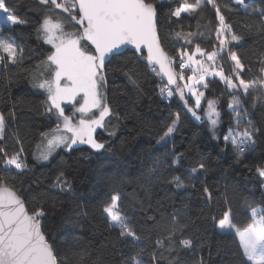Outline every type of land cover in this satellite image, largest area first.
I'll return each instance as SVG.
<instances>
[{
	"label": "trees",
	"instance_id": "obj_1",
	"mask_svg": "<svg viewBox=\"0 0 264 264\" xmlns=\"http://www.w3.org/2000/svg\"><path fill=\"white\" fill-rule=\"evenodd\" d=\"M154 2L162 45L177 64L178 54L184 50L191 54L197 44H208L218 52L219 21L215 7L207 0H201L196 12L182 13L179 18L171 12L183 0ZM5 4L12 15L26 23L2 24V32L13 36L23 56L12 63L0 52L5 56L0 61V114L6 121L0 147L9 156L23 148L21 157L27 167L23 171L5 170L0 158V179L17 191L30 213L43 211V231L60 264H240L245 258L238 237L222 234L218 224L231 210L233 223L246 227L253 219L250 209L264 208V178L258 174V169L264 168V102H254L256 96L264 97V92L245 96L240 89H229L220 78L207 77L205 102L198 112L202 119L197 121L188 111L195 108V101L187 89V105L175 91L171 97L161 94L167 82L158 69L146 62L145 55L142 58L127 50L113 57L104 70V95L113 112L97 134L105 147L97 151L87 146L70 150L62 146L49 160L41 161L35 155L36 148L44 134L56 128L58 119L46 112V92L34 86L37 65L53 50L38 32L39 25L45 16H52L64 23L67 32L78 26L74 27L66 13L41 5L39 0H5ZM215 4L231 26V31L219 38L227 41L233 33L241 38L231 42L229 54L219 55L218 66L232 76L230 54L236 53L244 66L239 78L246 82L256 79L264 67V0H243L241 5L235 0H215ZM178 32L181 37L176 36ZM185 36L192 43H187ZM130 70L131 79L126 75ZM237 94L241 109L248 112L239 128L243 130L251 119L258 129L254 143L246 145L243 154L223 139L229 127H236L228 102ZM209 99L217 102L221 114L215 130L205 115ZM176 114L180 116L176 130L166 145L158 144ZM201 163L204 169H199ZM193 168L199 170L192 173ZM61 172L71 191L53 188ZM176 176L184 187L169 182ZM200 180L211 199L206 194L201 208L193 214L191 202L185 203L183 197L194 196ZM117 194L139 240L121 237L109 224L103 209ZM173 214L181 224L192 223L181 230L173 223ZM171 230H175L174 243L169 246L165 240V247L159 248L156 241ZM184 238L193 240L192 248L180 245Z\"/></svg>",
	"mask_w": 264,
	"mask_h": 264
},
{
	"label": "snow or ice",
	"instance_id": "obj_2",
	"mask_svg": "<svg viewBox=\"0 0 264 264\" xmlns=\"http://www.w3.org/2000/svg\"><path fill=\"white\" fill-rule=\"evenodd\" d=\"M237 5H241L243 0H235ZM41 5H52L54 9H59L67 14V18L74 22L75 31H65L64 23L52 16H45L39 25L38 32L42 35L44 42L52 46L51 53L40 65L34 74L36 88L44 90L47 94L44 105L46 112L55 114L62 124L58 123L55 129L51 130V136L45 133L47 138L46 151L41 153V158L48 159L51 152L63 145L71 149L76 144H87L97 151L103 149L105 145L94 137L97 128L106 127V118L112 116V108L106 101L102 91L107 85L104 72L105 64L111 62L110 57L120 54V49L126 45L134 46L137 52L147 49V60L158 66V74L167 77V85L161 88V94L165 92L169 97L174 93L179 94L180 99L187 105L184 98V90L187 89L195 97V108H188V111L196 120L202 119L197 114L196 109L201 107V101L205 98V93L199 91L197 85L208 88L206 77L212 75L219 77L229 89H242L245 96L253 91L264 92V67H261V75L256 79L246 82L240 79V73L244 71V66L236 53H231L230 58L234 61L233 75H225L223 69L216 70L215 61L219 55L217 51L205 52L198 44L191 54L181 51L179 55L180 69L177 72L173 68L174 59L170 57L161 46L157 30V6L154 0H39ZM201 0L189 3L183 0L174 11L173 17H181L182 13H194L200 6ZM216 9V17L219 21L217 37L221 49L226 46V40L219 37L231 31V26L226 23L224 15L221 14L219 6L215 0H207ZM0 21L6 25H19L26 21L17 18L9 13L5 0H0ZM2 35V33H0ZM181 33H176L181 37ZM194 35L188 33V36ZM187 43H192L187 36L184 37ZM241 38L236 34L231 35L232 41H239ZM0 52L7 54V59L12 63H17L23 56V49H18L14 43L8 39H0ZM197 55L206 58L211 62L208 66L196 59ZM5 60L4 55H0V61ZM195 65L196 67H192ZM190 69L192 74L185 77L184 70ZM211 69V71H210ZM156 69L154 68V71ZM132 70L126 75L131 76ZM238 79V83H234ZM184 81L183 86L179 83ZM175 85V89L171 86ZM79 98V100L77 99ZM255 101L264 102V97L256 96ZM63 103L77 104L75 113L80 114L78 122L73 123V117L65 115ZM241 99L233 95L228 102V108L235 113L236 127H229L227 134L223 137L225 142H231L238 150V154H243L248 144L254 143V135L258 129L255 128L251 119L247 120V127L243 130L239 125L244 117L248 116L247 110L241 109ZM205 115L211 123L213 130L219 124L220 112L217 110V102L209 99L207 101V111ZM180 122L179 114L167 127L163 136L157 141L158 144H167V138L176 130ZM6 121L3 114H0V140L4 139ZM70 134V135H68ZM20 152L8 155L6 150L0 147L2 162L5 170L14 167L16 170L26 169L24 160L21 159ZM178 163V161L174 162ZM201 163L199 169H204ZM199 169L193 168L192 173ZM151 171H155L152 169ZM258 174L264 178V168L258 169ZM170 183L184 187V182L179 176L173 177ZM53 188L61 191H71V184L64 178L61 172L53 184ZM207 197L211 199V193L207 187L204 188ZM120 196L112 195L111 202L104 207L109 224L119 229L121 237H131L139 240L140 237L131 226L130 218L125 214L120 206ZM252 222L246 227H237L233 223L231 210L223 214L219 220V228L222 234L234 233L239 239V248L242 249V259L240 264H264V209L252 207L250 209ZM44 215L42 210L29 213L25 207V201L18 195L17 191L0 179V264H60L56 254L48 243L45 234L41 230L40 217ZM258 217V218H257ZM172 221L181 230L187 228L192 221L181 224L176 214L172 215ZM175 230L168 232L164 239H158L156 245L159 248L165 247V240L168 245L174 243ZM184 248H192L193 240L184 238L179 241ZM153 261L157 259L153 254ZM203 264V261H201Z\"/></svg>",
	"mask_w": 264,
	"mask_h": 264
},
{
	"label": "rangeland",
	"instance_id": "obj_3",
	"mask_svg": "<svg viewBox=\"0 0 264 264\" xmlns=\"http://www.w3.org/2000/svg\"><path fill=\"white\" fill-rule=\"evenodd\" d=\"M10 13V12H9ZM2 24H3V22L2 21H0V33H2V35H0V39H8L10 42H12V43H14L16 46H18V44L16 43V41H15V39L13 38V36L11 35V34H4L3 32H2ZM231 42H232V40H231V38L228 36L227 37V41H226V46L225 47H223V49H221V46H220V44L218 43V46H219V49H218V53H219V55L221 54V55H223L224 54V56H226L227 54H229L230 53V48H231ZM200 47L202 48V49H204L205 50V52H210V51H213V48L210 46V45H208V44H200ZM18 49H19V46H18ZM7 55V54H6ZM219 55H218V57H217V59H216V61H215V66H216V70H220L221 68L218 66V63H219ZM196 59H200V60H202L204 63H205V65L206 66H208V64H210L211 62H207L206 61V58H204V57H200L199 55H197V57H196ZM179 64V63H178ZM178 64H177V62H175V60H174V68L176 69V67L178 68V71L177 72H179L180 71V69H179V67H178ZM235 66V65H234ZM192 67H196L195 65H193ZM210 71H211V69H210ZM224 71V70H223ZM224 73H225V71H224ZM192 74V72H191V70L190 69H185L184 70V75H185V77H187V76H189V75H191ZM226 75V74H225ZM212 75H209V76H207V77H211ZM207 77H206V79H207ZM219 78V77H218ZM234 81H235V83H238V79H234ZM184 82V81H183ZM181 86H183V85H181ZM197 88H198V90L199 91H203L204 92V88L202 87V86H200V85H197ZM241 91H242V89H240ZM103 92H104V89L102 90ZM205 93V92H204ZM190 94V93H189ZM190 96L194 99V101H195V97H193L191 94H190ZM237 96H239V94H237ZM78 100H79V98H77ZM205 99V98H204ZM204 99H202V101H201V107L199 108V109H196V111H197V114L199 115V110L203 107V104H204ZM79 105H78V103L77 104H72V103H63L62 104V107H64V109H65V115H67V116H70V117H73V123H76V122H78V120L80 119V114L79 113H75V108L76 107H78ZM53 113H54V115H55V117L57 118V116H56V114H55V111H53ZM58 119V118H57ZM198 121V120H197ZM58 123H61L62 124V120H59L58 119ZM196 127V124H192V128H195ZM101 129H103V128H97L96 129V132L94 133V137L96 138V140L99 142V140H98V136H97V134H98V132H99V130H101ZM51 134L52 133H50L49 134V137L51 136ZM68 135H70V134H68ZM49 137H45L39 144H38V146H37V148H36V151H35V155H36V157L39 159V160H41V161H47V160H49L50 158H51V156L60 148V147H62L63 145H61L60 147H57V148H55L52 152H51V154L48 156V159L47 160H44V159H42L41 158V153L42 152H44V151H46V145H47V138H49ZM76 146H87V147H89V148H91L89 145H87V144H76V145H73L72 147H76ZM21 159L22 160H24L22 157H21ZM24 162H25V160H24ZM10 168H14V167H10ZM206 187V185L204 184V181H202V180H200L198 183H197V190H196V194L194 195V196H188V195H185L184 197H183V201L185 202V203H188V202H191V204H192V212H193V214H197V210L198 209H200V207L202 206V204H203V199H204V196L206 195V193L204 192V188ZM257 208H260V209H264L263 207H261V206H259V207H257ZM262 214H264V213H262ZM258 218V217H257ZM218 228H219V224H218ZM117 230H118V232H119V229L118 228H116ZM219 230L221 231V229L219 228Z\"/></svg>",
	"mask_w": 264,
	"mask_h": 264
},
{
	"label": "water",
	"instance_id": "obj_4",
	"mask_svg": "<svg viewBox=\"0 0 264 264\" xmlns=\"http://www.w3.org/2000/svg\"><path fill=\"white\" fill-rule=\"evenodd\" d=\"M157 13H158V11H157ZM157 30H158V35H159V29H158V20H157ZM159 38H160V35H159ZM160 42H161V39H160ZM161 46L163 47V45H162V42H161ZM163 49H164V47H163ZM127 50H132V51H135L140 57H144V55H145V60H146V62L147 63H149V64H151L148 60H147V49L146 48H144L143 49V51L142 52H137L135 49H134V46H132V45H126V46H123L119 51H120V54H122V53H124L125 51H127ZM165 50V49H164ZM166 52V51H165ZM167 53V52H166ZM119 54V55H120ZM168 54V53H167ZM116 56H118V55H116ZM113 57H115V56H112V57H110V60H112L113 59ZM107 63H109V62H107L106 61V64H105V67H106V65H107ZM173 66V68H174V65H172ZM154 67L155 68H157L158 69V66H155L154 65ZM175 69V68H174ZM105 70V69H104ZM176 70V69H175ZM160 76L162 77V79H164L166 82H167V77H165V76H163L162 74H160ZM172 88H175L176 86L175 85H172L171 86ZM239 89H237V91H238ZM22 198V197H21ZM23 199V198H22ZM24 200V199H23ZM25 207H26V209L28 210V208H27V206H26V203H25ZM28 212H29V210H28ZM30 213V212H29ZM31 214V213H30ZM40 221H41V230H42V232L44 233V231H43V220H42V218L40 217ZM45 234V233H44ZM45 237H46V239H47V236H46V234H45ZM47 241H48V239H47ZM48 243L49 244H51L49 241H48ZM51 246H52V244H51ZM53 248V247H52Z\"/></svg>",
	"mask_w": 264,
	"mask_h": 264
},
{
	"label": "crops",
	"instance_id": "obj_5",
	"mask_svg": "<svg viewBox=\"0 0 264 264\" xmlns=\"http://www.w3.org/2000/svg\"><path fill=\"white\" fill-rule=\"evenodd\" d=\"M200 208H201V207H200ZM198 210H199V209H198ZM198 210H197V211H198Z\"/></svg>",
	"mask_w": 264,
	"mask_h": 264
}]
</instances>
